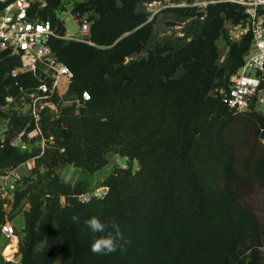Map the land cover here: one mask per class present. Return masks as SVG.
<instances>
[{
    "label": "trees",
    "instance_id": "trees-1",
    "mask_svg": "<svg viewBox=\"0 0 264 264\" xmlns=\"http://www.w3.org/2000/svg\"><path fill=\"white\" fill-rule=\"evenodd\" d=\"M11 1L0 0V11ZM62 1L46 0V7H32L30 14L51 22L62 34L65 27L57 17ZM135 4L92 0L77 6L74 13L79 15L87 9L99 12L91 27L96 46L50 40L54 54L74 73L69 95L87 91L91 99L78 111L65 107L58 118L43 113L42 134L32 142L45 139L44 150L10 145L22 131L36 128L28 116L11 118L9 137L0 143V175L33 157L37 164L19 186L12 210L29 205L20 264H179L178 252L186 257L191 230L222 215L230 197L246 183L262 181L264 117L230 110L219 90L209 96L219 77L216 41L224 15L231 16L236 7L217 3L205 11H179L183 21L190 19L184 38L147 49L151 22L134 10ZM251 37L235 50L234 73ZM142 51L147 57L136 58ZM19 65L18 57L0 55L2 96L7 87L17 96L21 88L38 83L31 73L13 76ZM229 82L221 79L218 84L227 89ZM110 153L127 158L128 166L115 168L105 179L108 192L102 199L79 200L85 183H66L56 174L67 165L96 173L108 164ZM6 215L0 202V225ZM92 216L115 220L131 243L114 254H93L90 245L100 234L84 224ZM257 234L253 250L262 244ZM225 249L232 262L236 245Z\"/></svg>",
    "mask_w": 264,
    "mask_h": 264
},
{
    "label": "built area",
    "instance_id": "built-area-1",
    "mask_svg": "<svg viewBox=\"0 0 264 264\" xmlns=\"http://www.w3.org/2000/svg\"><path fill=\"white\" fill-rule=\"evenodd\" d=\"M8 1V0H2ZM212 3L216 1H211ZM220 3L232 5L238 9L245 22L241 35L250 34L251 45L245 54L243 64L232 75L227 89L219 92L223 103L236 113L256 111L264 106V0H219ZM34 3L39 8L46 7L45 0H13L0 11V55L16 56L20 65L12 71V75L31 73L38 81L35 86L21 88L19 95L0 93V122H4V131L0 135V143L4 144L9 135L11 118L14 114L30 117L36 128L30 132L22 131L9 140L10 145L22 150L28 149L30 142L41 134L40 122L44 112L58 118L65 107L72 106L78 111L91 99L84 91L81 96H71L70 88L74 80L73 71L54 54L50 40L58 38L65 42H81L92 44L91 25L89 20L79 14H70L75 28L64 24L65 30L58 33L49 21H42L31 16ZM240 38L232 35L231 39ZM46 141L45 139H41ZM44 150V147H42ZM36 169V158H30L19 167ZM7 169L0 175V202L7 211L5 222L0 225V264H20L21 253L18 228L13 223L10 213L15 203L16 192L21 185L18 168ZM108 187L91 194L80 195L83 202L93 198L102 199ZM12 254L6 253L7 249Z\"/></svg>",
    "mask_w": 264,
    "mask_h": 264
},
{
    "label": "rangeland",
    "instance_id": "rangeland-1",
    "mask_svg": "<svg viewBox=\"0 0 264 264\" xmlns=\"http://www.w3.org/2000/svg\"><path fill=\"white\" fill-rule=\"evenodd\" d=\"M91 1L92 0H63L57 8L58 19L62 21L63 24L69 25L70 28H75V25L70 18L68 19V16L70 14H76L74 11L78 5L88 4ZM211 1L216 2L212 3ZM217 3H220L219 0H136L134 10L146 14L148 16V22H151L152 40L147 49H153L157 45L162 46L169 40L184 38L185 30L190 19L183 21L182 16L179 15V11L189 8H198L200 11H205L208 5ZM32 7H38V4L34 3ZM80 17L88 19L92 27L94 20L99 18V12H96L95 9H87ZM244 28V17L238 9H235L234 14L231 16L224 15L222 33L220 38L216 41V46L218 48L217 69L219 77L217 78L213 90L209 92V96L223 89L224 84H218L221 79L229 81L232 75H234L233 69L236 63L235 50L250 36V34H240ZM232 35H240V38L237 39L235 37L234 40H232ZM91 42L92 44H84L96 46L92 39ZM147 55L148 53L146 51H142L136 54L135 57H147ZM6 89V95H14L10 87ZM256 112L264 117V106H259ZM4 127V122H0V135L3 133ZM247 141L250 145H253L255 137L252 135ZM29 144L31 149L32 147L45 148L47 146L46 141L41 139L30 142ZM127 166V158H122L115 153H110L108 154V164L96 173L90 174L82 172L72 165H67L58 168L56 174L66 183H85L87 189L84 194L89 193L92 195L105 187V179L115 168H126ZM21 168L22 170H20L21 172L19 173L21 175V181L23 182L33 171L26 166H22ZM134 169H138L137 163L134 164ZM259 173L260 176L263 177L262 181L246 183L239 193L230 197L225 212L222 215L216 217L214 221L209 224L195 227L191 230L192 239L190 244L186 247V257L182 258L181 253L178 252L179 264H264V161L259 165ZM27 205L28 204L24 202L17 210L10 213L11 219L14 220L15 226L19 229L23 226V220L21 217H16L19 213H24ZM255 225L259 227L258 230L255 228ZM258 231L259 236L262 238L260 239L262 244L253 250V244L256 243L258 238ZM18 237L20 245L22 240V233L20 230H18ZM2 243L3 241H0V245H2ZM234 244L237 247L234 254L235 259L230 262L228 260L230 254H225V248ZM9 251L11 252L10 254L14 252L10 250V248L8 249V252ZM183 260H186V262H183ZM56 264H58V262Z\"/></svg>",
    "mask_w": 264,
    "mask_h": 264
},
{
    "label": "clouds",
    "instance_id": "clouds-1",
    "mask_svg": "<svg viewBox=\"0 0 264 264\" xmlns=\"http://www.w3.org/2000/svg\"><path fill=\"white\" fill-rule=\"evenodd\" d=\"M73 221L79 222V216H73ZM84 224L96 235L90 245L91 252L98 255H110L117 251H123L126 245L130 244L121 231L119 224L112 220L110 222H102L97 216H92L84 221ZM111 229V230H109Z\"/></svg>",
    "mask_w": 264,
    "mask_h": 264
},
{
    "label": "crops",
    "instance_id": "crops-1",
    "mask_svg": "<svg viewBox=\"0 0 264 264\" xmlns=\"http://www.w3.org/2000/svg\"><path fill=\"white\" fill-rule=\"evenodd\" d=\"M18 170H19V172H21L20 170H22V168L21 167H19L18 168ZM29 208V206L27 205V208H26V210ZM18 217H21L22 218V220H23V226H22V228L24 227V213H19L18 214V216L16 217V218H18ZM13 223H14V220H13ZM15 224V223H14ZM22 228H18L20 231L22 230ZM6 253H8L9 255H10V251L8 252V249H7V251H6Z\"/></svg>",
    "mask_w": 264,
    "mask_h": 264
}]
</instances>
